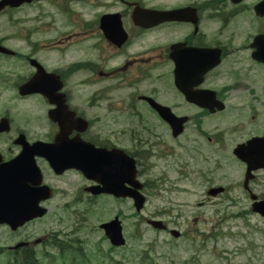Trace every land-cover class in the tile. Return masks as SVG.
Returning a JSON list of instances; mask_svg holds the SVG:
<instances>
[{
	"label": "flooded vegetation",
	"instance_id": "obj_1",
	"mask_svg": "<svg viewBox=\"0 0 264 264\" xmlns=\"http://www.w3.org/2000/svg\"><path fill=\"white\" fill-rule=\"evenodd\" d=\"M247 1L48 0L23 4L17 9L6 8L5 12L16 10L20 22L39 23L46 19L44 27L33 29V34L41 37H33L35 40L27 43L26 54L18 53L28 63L30 59L38 61L48 74L58 77L50 80L60 83L61 89L56 93L60 99L49 100L50 88L46 90V97L40 95L46 106L45 142L54 141L62 120L71 139L79 135L97 148L121 147L146 173L152 168L148 157L157 156L140 157L136 152L127 151L124 143L130 142L132 146L134 128L140 124L143 125L142 144H149L147 134L152 129H170L154 104L185 119V135L188 123L205 119L211 114V108L221 103L220 113L246 119L233 127L235 133L244 130V136L251 134L239 144L251 140L250 144H254L245 146L250 147L244 150L245 157H260L263 143L258 144L256 139L264 135L262 125L256 120L260 117L264 96L260 85L264 78H252L250 73H254V67L264 70V64L259 62L264 59V13L262 9L257 10L264 0L253 5ZM149 11L160 13L157 25H153ZM143 37H152L154 41L144 48L138 43ZM236 38L241 40L235 41ZM54 58L62 65H50ZM30 69V74L25 73L28 80L37 71L31 66ZM76 78L78 83H74ZM51 85V88L57 86ZM79 96L81 103H77ZM58 101L63 109H58ZM186 139L195 142L190 134ZM232 157L235 158L234 152ZM235 160L245 175L247 166ZM36 162L50 177L56 196L71 199L60 207L67 204V208L74 210L79 207L91 210L109 198L115 199L107 194L90 193L88 189L97 185L79 170L70 169L57 176L49 162L42 158ZM263 174L264 171L255 173L250 189L256 190ZM64 178L69 184L64 182L61 186L60 179ZM240 187L250 197L244 181ZM48 232L35 245L48 246ZM31 240L30 235L22 233L18 249L23 247L21 250L29 252Z\"/></svg>",
	"mask_w": 264,
	"mask_h": 264
},
{
	"label": "rangeland",
	"instance_id": "obj_2",
	"mask_svg": "<svg viewBox=\"0 0 264 264\" xmlns=\"http://www.w3.org/2000/svg\"><path fill=\"white\" fill-rule=\"evenodd\" d=\"M258 1L248 0L247 3L253 5ZM19 15L16 13L14 16L0 17V39H5L7 46L12 49L17 42L14 38L15 21ZM29 16L33 14L29 12ZM17 25H20L19 19ZM33 25L34 22H30L22 23L20 26L33 27ZM240 40L235 39V41ZM152 41H154L152 37H143L138 43L139 46L146 48ZM22 42L26 43V41ZM21 48L26 49L25 46ZM0 59L6 58L0 57ZM50 65L61 66L62 63L54 58ZM13 67L12 60L0 62V118L3 115L10 116L13 125V132L0 139V150L6 157H13L16 154L11 139L18 131H24L31 137L45 138L47 130L46 106L34 98L23 101L16 99V87L24 81L13 74ZM250 75L252 78L254 76L264 78V70L254 67V73L251 72ZM78 82L79 78L74 79V83ZM260 88V90L264 89V80ZM261 100L260 117L256 122L262 125L264 135V96ZM77 103H81L80 96L79 99L77 98ZM213 118L206 123V129L216 137L212 145L205 144L200 137H195L191 129L176 141L172 140V136L164 128L152 129L147 134L149 138L147 140L154 147L152 151L154 154L160 155L170 150V153L175 151V155L180 156L189 152L193 157L197 154L207 157L193 158L187 170H181L183 178L177 166L175 167L179 174L165 169L169 164H181L179 159L169 162L154 159L156 168L149 174V178L158 180L166 176L170 180L167 184H171V187L165 190L166 186L163 188L159 185L154 189L149 204L138 215L135 208L126 202L121 206L108 200L103 202V207L94 209L81 234L82 240L87 243L84 248L86 257L92 261V264H150V262L152 264H264V219L252 212V201L240 188L244 178L243 168L232 157L234 148L251 135L248 133L244 136L246 134L244 130L235 133L233 128L246 119H237L236 114L232 113H224ZM137 134H141V129L136 130ZM189 134L197 144L188 142L186 136ZM124 144V146L129 145V150L137 151L130 142ZM142 146L139 148L141 151L144 147V150L147 149L146 146ZM148 148L151 149L149 145ZM261 177L262 180L258 182L260 185L255 192L264 197V174ZM64 181L69 184L66 179ZM210 188H227V190L224 194L213 197L207 194ZM163 209H167L163 211L166 212L163 218L170 221V229L177 230L181 234L179 238H174L168 232L154 230L147 223L141 222V217L145 219L159 217L158 214ZM109 210L112 213H107ZM119 211L123 212L126 218L123 220V227L127 244L120 249H111L109 242L103 238L105 234L100 225L113 220L114 215ZM62 216L66 217L68 214ZM53 218L54 216H50L48 221H43L38 232L42 233L47 225H49V234L54 230L67 228L63 220L60 224ZM8 234L6 232V235ZM76 244L77 247L80 245V243ZM143 258H148L150 262ZM7 261V256H0V264H6Z\"/></svg>",
	"mask_w": 264,
	"mask_h": 264
},
{
	"label": "water",
	"instance_id": "obj_3",
	"mask_svg": "<svg viewBox=\"0 0 264 264\" xmlns=\"http://www.w3.org/2000/svg\"><path fill=\"white\" fill-rule=\"evenodd\" d=\"M11 1V2H10ZM8 2H1L0 3V10L5 5H12V6H18L24 1H31V0H10ZM264 13V2L257 7V10H260ZM169 15V14H168ZM155 18L159 17V13H155ZM163 114V113H162ZM164 115V114H163ZM169 122L173 125L175 128V134H178L180 132V129L178 127L177 121L172 117H167ZM8 122L4 120L2 124L0 125V133L9 131L8 128ZM76 148L71 149L72 151L67 150L66 144H59L57 148L55 149H49V153L46 150V147L42 144H36L32 147H29L24 151V154L22 155H34L39 154L40 156L44 157H104L102 156V153L95 152L91 149H85V155L78 152L76 149H78L80 146L75 145ZM237 153V152H236ZM238 153H240L238 151ZM1 156V155H0ZM244 158V157H240ZM249 165L251 163L256 167V169L261 168V160L260 157H250ZM7 166V169H3V172L0 173V223H9L10 225L15 228V224H17L18 220L22 217L24 220H28L31 218H34L37 216L38 207L37 204H31L29 205H17V192L18 188L23 185L20 177L17 176L15 169L12 167V164H9ZM57 167H61V163L57 162ZM135 169V168H134ZM135 176V175H134ZM114 179L118 183L120 180L119 176L113 175ZM108 190L114 191L115 189V182L112 180H108L105 184ZM219 190L212 192V194H217ZM115 192V191H114ZM39 193L35 191H31V193H27L24 197H32L34 195H37ZM125 196H133L134 199L137 201V205L141 207L142 205V199L139 197L138 193H125ZM254 212H257L264 216V202H260L254 205ZM153 226L156 228H162L161 223L158 222H152ZM103 228L106 230L107 235L109 236L111 242L116 246H121L125 244V239L123 237L122 233V227L121 224L115 220L109 224L103 225ZM178 236V234H176Z\"/></svg>",
	"mask_w": 264,
	"mask_h": 264
}]
</instances>
